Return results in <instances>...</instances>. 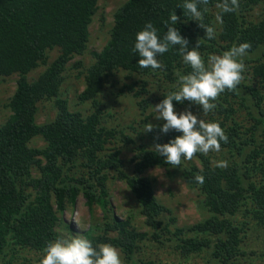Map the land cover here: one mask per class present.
I'll return each mask as SVG.
<instances>
[{"label": "trees", "instance_id": "16d2710c", "mask_svg": "<svg viewBox=\"0 0 264 264\" xmlns=\"http://www.w3.org/2000/svg\"><path fill=\"white\" fill-rule=\"evenodd\" d=\"M98 1L0 0V79L17 75L8 103L11 115L0 127V264H31L32 258L23 252L43 254L50 241L61 239L59 227L64 224L58 214L79 195L88 209L98 205L106 219L105 184L110 173L112 179L125 183L151 233L136 230L129 219L110 217L102 234H97V226L81 233L94 245L115 246L130 264H153L139 257L149 242L171 247L183 259L205 254L210 264H239L250 258L244 250L246 231L255 225L264 229V15L257 22L247 17L259 0H237L235 10L228 13L222 12L225 0H201L200 22L189 19L178 6L184 0H127L114 13L106 44L93 53V62L85 69L77 105L88 103L89 111L72 112L68 101L60 98V88L67 65L87 48L88 28ZM227 2L231 5V0ZM213 10L217 12L218 32L214 39H208L200 23L213 28ZM174 12L178 16L176 27L189 41V48L198 42L199 52L219 55L242 42L251 45L242 57L245 70L240 84L221 93L213 101V110L198 115L218 122L225 130L228 141L221 142L220 151L228 152L232 161L220 168L205 154L196 153L201 168L183 166L185 160L176 166L182 167L184 181L201 193L209 214L186 228L177 227L173 217L162 220L169 211L157 202L151 180L145 176L149 169L173 166L155 154L140 133L137 138L125 134L128 127L134 130L132 124L109 127V115L99 98L119 71L133 74L137 80L123 85L119 92L131 95L143 116L151 104L145 98L150 91L147 79L172 87L178 76L191 71L175 48L158 58L161 67L156 70L140 68L133 51L135 33L146 22L153 23L163 35ZM55 49L58 55L48 63V52ZM45 65L36 79H28L32 71ZM73 66L82 64L75 62ZM174 90L162 91L157 103ZM42 100H54L57 112L53 120L38 125L35 116ZM241 113L249 123L246 128L238 123ZM148 120L143 116L145 123ZM155 133L157 129L148 133L154 143H166L179 135L170 130L153 138ZM37 137L45 143L42 148L30 145ZM117 142L132 147L133 155L127 162L122 160ZM35 168L37 176L32 173ZM197 176L203 177V183ZM69 232L74 233L71 228Z\"/></svg>", "mask_w": 264, "mask_h": 264}, {"label": "rangeland", "instance_id": "374dc122", "mask_svg": "<svg viewBox=\"0 0 264 264\" xmlns=\"http://www.w3.org/2000/svg\"><path fill=\"white\" fill-rule=\"evenodd\" d=\"M127 0H99L97 3V11L92 19V23L89 25V37L87 48L83 55L75 57L66 68L64 72V81L60 88V98L68 101V107L70 111H81L86 113L89 111L88 103L84 105H77V96L84 88V75L85 69L93 62V53H98L102 50L109 38V31L113 25V16L115 11ZM214 19L213 29L215 36L218 28V17L216 10L210 12ZM264 15V0H259L257 5L252 7V10L247 13L249 20L257 22L261 20ZM57 49L48 52V63L52 62L58 55ZM201 56L207 61V57L217 53L209 51H200ZM75 62H81V67H74ZM45 66L32 71L28 79L34 80L37 76L44 71ZM185 72V71H183ZM178 73V71L176 72ZM176 77V76H173ZM178 76V82H179ZM137 76L129 74L125 71H119L114 75L110 82H108L100 93V102L102 108L107 116V124L109 127H125L132 124L134 130L127 129L125 134H134L137 138V133H140L151 146H153L154 139H148V133L145 131V127L148 124L153 125V129H157L153 138H157L159 134H163L159 130V126L164 123L163 120L156 119L154 106L157 104V100L161 97V92L169 90L178 86V82L174 83L172 87H167L160 81L147 79L149 85V94L145 97L151 101L149 108L147 109L145 116H148L150 120L146 123L143 121V116L140 115L139 108L137 107L136 100L131 95L121 94L119 91L123 88V85L131 84L137 80ZM17 75H12L3 79H0V127H2L9 119L11 112L8 107L10 98L16 89ZM139 101V99H137ZM176 110L183 111L190 109L194 114L200 115L203 112L200 106L195 105L189 101H184L182 104L178 103ZM57 109L54 104V100H42L37 104V113L35 116V122L38 125L46 124L53 120L56 116ZM239 112H245L239 111ZM151 113V116L149 114ZM238 123L244 126H249L247 118L244 114H240L238 117ZM262 139H260L261 141ZM32 147L42 148L45 143L37 137L30 143ZM117 145L121 149V158L124 162H127L133 155L131 146H124V144L117 142ZM114 146V145H112ZM111 147V146H110ZM210 158L212 164L218 161H232L230 155L226 151L209 152L206 154ZM195 165L201 168L197 157L193 156L190 160H185L183 166ZM33 175L37 176L38 171L33 169ZM182 167L166 168H152L146 171L145 176L151 180L153 186L154 196L157 202L162 205L168 213H164L162 220H166L167 217H173L176 220V226L180 228L190 227L199 221L205 219L209 214L202 205L203 196L194 187H190L182 178ZM112 173L109 175V179L105 184L107 209L109 213L107 218L104 219V213L100 210L99 206L94 204L88 209L85 199L79 195L74 204L68 206L66 211L62 214H58L61 219L63 227H59L61 238L66 239L71 236L81 235L89 227L97 226V234H102L101 229L106 224V220L110 217H115L119 220L129 219L131 225L140 232L151 233V231L143 225V218L139 215L138 206L134 200L133 195L130 193L125 183L118 179H112ZM243 219H240L241 222ZM255 225V224H254ZM71 228L74 233L69 232ZM244 250L247 254H250V258H245L240 261L239 264H264V229L260 226H252L246 231ZM119 251V250H118ZM251 252H255L256 255H251ZM120 253V251H119ZM22 254L31 257V264H39V261L43 254L34 252H23ZM123 264H130L124 260L123 255L120 253ZM140 258H144L147 261L153 262V264H210L208 263V257L206 255L191 256L188 259L181 258L176 251L171 247H159L152 242L145 243L143 245Z\"/></svg>", "mask_w": 264, "mask_h": 264}, {"label": "clouds", "instance_id": "9594fccd", "mask_svg": "<svg viewBox=\"0 0 264 264\" xmlns=\"http://www.w3.org/2000/svg\"><path fill=\"white\" fill-rule=\"evenodd\" d=\"M201 0H184L180 8L186 11L189 19L200 22L202 12L198 7ZM206 3V0H203ZM237 0H231V5L225 0L222 12L228 13L235 10ZM178 16L171 14L166 24L163 35L158 34L157 28L151 22L135 33L133 51L139 57L140 68L156 70L161 67L159 57L175 48L182 57L185 65L190 66L191 71L179 77L176 90L157 103L153 108L155 117L163 120L159 126L160 132L167 134L170 130L179 133L166 143H155L152 151L163 158L165 163L173 167L180 166L182 160H190L194 154H208L219 152L221 142L227 143L228 136L225 130L215 121H205L194 114L190 109L177 111L174 101L182 104L189 101L200 106L207 113L215 108L213 101L225 90L235 89L243 78L245 64L242 61L251 47L248 42L234 45L222 54L210 55L207 61L198 51L199 44L189 48V41L183 37L176 27ZM205 35L208 39L215 38V31L211 27H205ZM178 46V47H177ZM147 132L153 130V125L148 124ZM217 167H227V161L217 162ZM196 179L203 183V177ZM39 264H123L117 248L105 243L94 245L90 239L76 235L66 239L50 241L39 261Z\"/></svg>", "mask_w": 264, "mask_h": 264}]
</instances>
